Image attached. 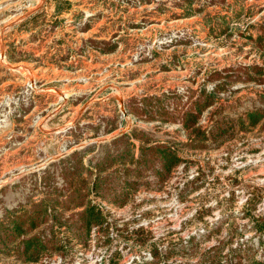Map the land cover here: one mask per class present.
Instances as JSON below:
<instances>
[{"label":"rangeland","instance_id":"374dc122","mask_svg":"<svg viewBox=\"0 0 264 264\" xmlns=\"http://www.w3.org/2000/svg\"><path fill=\"white\" fill-rule=\"evenodd\" d=\"M249 36L264 38V0H0V221L11 227L43 202L52 212L59 196L65 208L73 152L89 170L82 196L105 217L88 235L84 208L64 211L59 232L51 221L22 237L9 228L0 264L264 262V120L246 118L264 111V84L243 70L264 67V39ZM215 72L231 78L198 119L215 134L201 144L173 108L214 92ZM157 102L176 121H161ZM145 137L183 159L164 181L150 155L120 177L121 156L133 143L141 160ZM33 236L49 248L36 263L23 254Z\"/></svg>","mask_w":264,"mask_h":264},{"label":"trees","instance_id":"16d2710c","mask_svg":"<svg viewBox=\"0 0 264 264\" xmlns=\"http://www.w3.org/2000/svg\"><path fill=\"white\" fill-rule=\"evenodd\" d=\"M238 18V17H237ZM226 31V30H225ZM226 33V32H224ZM244 35V34H243ZM249 35V34H247ZM250 40L258 43H262L263 37H260L256 40L252 38V36L248 37ZM243 70L245 71V74L248 77V82H254L257 84H264V78L261 76L264 75V67L259 65H253L249 67H244ZM220 72H215L212 77H210V80L213 82L219 81L215 85L214 92L207 93L205 90H200V92L197 95V99H195V95L190 97L191 99V106L192 108L185 111L182 115V111H184V108L178 109L176 106L173 108V111L175 114L180 115V122L182 124L183 129L190 134V139L194 138L197 140H201V144H204V142L208 141L210 137H215V134L209 136L206 132H203L201 128L198 126V119L201 117L202 113L215 105V103L218 102L216 93L224 92L227 89V82H222V79H230V74H224ZM224 76V77H223ZM226 77V78H225ZM193 101V102H192ZM142 104L145 105V107H151L153 104V101L148 98H144L141 100ZM136 105V104H134ZM150 105V106H149ZM158 106V115H160L161 121L165 122H172L176 121V117L173 116L172 113L168 112L165 105L161 102H157ZM134 107V108H133ZM137 106H132V110L130 111L132 114L136 116H141L142 113H148L140 108H136ZM247 121L254 127L259 125L264 120V111L263 110H256L254 112L249 113L247 116ZM138 137V136H137ZM138 139V138H137ZM142 139L145 144H143L140 147L141 150V160L138 158L137 160L132 154V148H135V145L132 143L131 147L127 150V153L122 155L120 161L123 162V165L126 167V170H124V174L120 177H126L127 180L132 178L134 171L131 169V165H135L136 163L139 164L141 162H147V157L150 155L151 159L157 160L161 164V169H158L156 171V176L160 181L166 180L172 172L177 169V167L183 162V159L179 156V153L175 150L174 147L170 146L169 144H154L152 139H149L147 137L140 138ZM117 140V139H116ZM82 155L79 152H73L69 158H67L66 162L68 163V166L61 170V175L66 182H68V186H70L68 189L71 191V187L73 186V193L70 194L72 196L69 197L70 201L67 202L66 207L64 208L63 202L59 201L61 198L58 197L57 200H55L54 208H52V212H49L50 206L48 204H45L44 202L37 206L36 210L32 211L31 215L29 216V213L27 215V219L18 218L15 221L12 222V226H8V224H5V222L0 221V234H3L4 236L8 238H11V233L14 237H22L25 234L32 233L36 229H38L43 224L49 223V221L52 222V225L50 226V231L59 232L63 227H67L68 224L64 221V211L66 210H73L74 208H84V211L79 215L80 216V223H83V228L88 235L95 226H101L104 221L105 217L103 213L90 201L89 203L86 202L87 196H82V192L84 191L85 186H87V179L84 178L83 171L89 172L88 167H86L83 163V160L81 159ZM144 159V160H143ZM65 162V161H63ZM62 162V163H63ZM73 163V164H71ZM112 164V163H111ZM110 168L114 167V163L111 165ZM131 164V165H130ZM140 175V174H139ZM78 176L81 178V183L79 185H73L71 184V181L75 180V177ZM70 180V181H69ZM47 181L49 179L47 178ZM46 182V181H45ZM98 182L96 181L93 184L92 189L95 190L96 193L99 192L98 188ZM136 184H131L127 181L125 192L127 196L132 195V186L135 187ZM80 186V187H75ZM58 190L54 189V192L56 193ZM61 208V209H60ZM10 216L13 217V213H9ZM10 228V229H9ZM7 239L3 240L6 241ZM47 244L41 240L39 236H33L29 240H26L23 242V254L28 256L27 262L36 263L40 260V257L46 253L48 250ZM234 258L230 260V264H242L241 260L237 263L233 262ZM249 264H264L262 261L258 260H251Z\"/></svg>","mask_w":264,"mask_h":264}]
</instances>
